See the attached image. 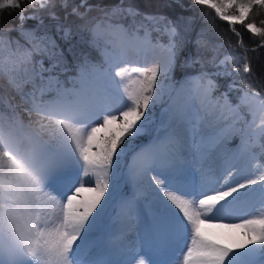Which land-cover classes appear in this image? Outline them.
Masks as SVG:
<instances>
[{
  "label": "snow or ice",
  "instance_id": "6c2138e0",
  "mask_svg": "<svg viewBox=\"0 0 264 264\" xmlns=\"http://www.w3.org/2000/svg\"><path fill=\"white\" fill-rule=\"evenodd\" d=\"M36 2L27 0L33 7ZM48 3L39 0V7ZM195 4L214 9L220 19L234 25L244 24L253 5L264 7V0H195ZM24 8L21 0H0V14H18L21 21ZM229 8L238 14L226 15ZM245 26L264 36V28L254 23ZM164 30L169 37L166 45H160L168 57L164 64L146 57L129 60L120 48L106 56L107 68L100 76L90 79L82 71L78 87L60 90L46 102L33 94L29 113L39 116V130L24 132L21 120L0 115V264H136L144 248L175 253L172 260L149 264H236L257 251L254 247L234 255L232 247L208 234L210 227L240 230L245 244L239 247L258 245L264 252V174L252 172L251 160L234 174L236 164L226 159L211 183L212 169L204 167L228 134L226 128H215L219 102L212 99L210 87L199 86L208 74L186 77L181 88L169 94L165 118L149 128L150 109L163 94V78L176 66V27L166 25ZM243 71H250L246 62ZM193 88L199 93L200 109L193 108ZM145 132L151 139L135 153L134 162L141 163L130 166L129 174L146 184L147 223L135 241L116 249V258H85L93 243L89 233L100 227L110 208L117 209L121 224L118 239L137 229L142 206L135 195L115 197L121 145ZM236 132L242 145L253 134L244 129ZM256 134L264 137V126ZM193 154L202 173L195 185L188 183L182 163ZM245 201L258 202L252 204L251 214L226 218ZM53 207L59 209L55 216L49 212Z\"/></svg>",
  "mask_w": 264,
  "mask_h": 264
},
{
  "label": "trees",
  "instance_id": "16d2710c",
  "mask_svg": "<svg viewBox=\"0 0 264 264\" xmlns=\"http://www.w3.org/2000/svg\"><path fill=\"white\" fill-rule=\"evenodd\" d=\"M21 2L25 4L23 21L18 14H0V115L19 119L23 125L30 118V132L39 130L40 119L35 112L29 113L33 94L39 101H46L56 97V91L48 86L52 80L57 87H74L78 69L91 74L96 67L107 68L108 48L93 34L100 17L139 34L148 31L153 41L164 43L169 40L165 26L174 25L179 41L176 66L166 80L180 82L203 72L213 79L215 96L239 104V92L252 90L264 98V36L245 29L247 23L264 28V7L259 5H253L244 24L233 25L220 19L213 9L195 4V0H49L44 8ZM32 16L35 18H28ZM22 27L30 29L31 38L22 33ZM211 40L217 42L219 50L211 48ZM225 55L232 58L225 59L223 71L218 62ZM245 62L249 72L243 71ZM40 65L44 66L42 77ZM148 135L126 138L121 145L120 179L133 152ZM258 154L264 163V154ZM129 190L128 185H122L115 198L127 197ZM116 214L117 209L110 208V228Z\"/></svg>",
  "mask_w": 264,
  "mask_h": 264
},
{
  "label": "rangeland",
  "instance_id": "374dc122",
  "mask_svg": "<svg viewBox=\"0 0 264 264\" xmlns=\"http://www.w3.org/2000/svg\"><path fill=\"white\" fill-rule=\"evenodd\" d=\"M244 1H247V0H243V2ZM36 6H39V0H37ZM225 14L233 15V14H238V12L236 11L235 8H229L225 10ZM245 29H247L246 26H245ZM21 31L26 37H30V38L32 37V32L30 31L29 28L22 27ZM131 31H133V29L125 30L122 27V25H120L119 23H112L108 19H103L102 17L97 19V22L95 23L93 27V34L96 37H98L100 40H102L108 48L107 56L111 54L114 50H119L120 48H123L126 53V58L132 61L143 60L146 57L148 61H158L161 64H164L167 62V58H168L167 53L163 50L162 47H160V45H166L167 43L161 44L158 42L157 43L151 42L148 39V37L150 36L148 31H144L141 34L137 33L135 30L133 32ZM147 41H150V43H146ZM210 46L211 48L212 47H217V49L219 48V45L217 44V42L213 40H211ZM226 58H232V57L229 55H225L223 58L221 57L218 62L221 68L224 69L223 71L226 70L225 63H221V61L225 62ZM39 67H40L39 72L41 75L42 74L41 72L43 71L44 66L40 65ZM82 71L85 74H87L89 78L91 79V78L100 76L105 70H101L100 68L96 67L91 74H88L86 70L78 69V74L75 77L76 85H74V87L79 86L77 81ZM191 77H196V76H191ZM52 78L55 79L54 76ZM209 80L212 82L211 85H209ZM183 82L184 80L180 82H176L173 79L166 80V77L163 78L164 90H163V94L161 95L160 102L157 104L155 109H150V111L152 112L151 124L149 125L150 129L153 125L158 124L161 121V119L165 118V109H167L169 105L171 104V100L169 99V94L174 95L175 91L181 88ZM213 85H214V81L210 77L199 81V86L201 88L210 87V95L212 99L214 101L219 102L218 113H217L219 118L215 124V128H226L228 129V134L223 138L221 143L217 145L215 149L212 150L211 154L208 156L207 160L204 162L205 168L210 167L212 169V173L209 175V182L213 183V181H215L216 174H218L221 165L226 159L232 160V162L235 163L237 166L236 169L246 168L248 166V161L251 160L252 172L256 175L264 174V163L260 161L258 157L259 152L260 154H264V145L262 146V143H261V140L264 139V137H261V136L259 137V135L256 134V133H259L260 128L264 126L262 125V119H261V118H264V98L261 95H259L256 91L243 90L238 94V98H237V101L238 102L240 101V103L231 104L229 100L226 99V97L215 96L213 94L212 92ZM48 86L50 88H53L56 91V96H57V92L60 90L72 89V87L66 88V89H63V87H57L55 85L54 80H52L51 84ZM190 94L193 95V99H192L193 108L200 109L201 105L199 101V93L195 90V88H193ZM55 98L56 97L51 98V99H45V100L49 101ZM221 113L223 115H221ZM29 122H30V118L27 120L26 124L23 125L24 132H30L28 130ZM236 129H244L245 132H248V131L253 132V135L246 137V140H247L246 145H242L241 135L239 134V132H236ZM145 133L149 134L147 139L141 142L138 145V149L135 152H133L132 160L128 162L126 169L122 173V178L120 179V184H119V187H121L124 184L128 185L130 192L127 195V197H131L135 195L138 205L142 206L137 229L128 232L122 239H118L121 233V224L118 221L117 214H116L113 221L111 220V223L113 224L112 228L107 226V218L109 214V211H108V213H106L105 216L102 218L100 222V227L89 233V240L93 241V243H91L88 246L87 256L85 258L106 259L102 256L104 249H106V252H108L109 259L116 258L113 255L116 249L121 245H127L130 242L135 241L137 239V234L141 230H143L144 225L147 223L145 211L147 208V201L149 199V195H148V191L146 188V184L138 183L129 174L130 166L139 167L141 163L139 160H136L134 162L133 157L135 153L140 149L142 145H146L151 139L150 132H145ZM139 137L140 136H138L137 138L139 139ZM231 149L234 150L233 151L234 153L235 152L239 153L237 158H234L232 157V155H230ZM182 163L188 170V176H187L188 183L193 184V185L198 184L201 181V177H202L201 165L198 161V158H194V154H193V155L187 156L182 161ZM233 169L235 170V168ZM233 169L232 171H234ZM120 175L121 173H119V176ZM221 183H223V181H221ZM254 187H258V186H254ZM118 195H121V194H118ZM254 203H258V202H252V203L249 201L243 202L240 208L228 214L226 218L229 220H236V219L241 218L245 214H251V211L253 210L252 204ZM241 208L245 210H240ZM49 212L52 213L53 216H55V214L59 212V209L53 207L49 209ZM106 226L108 227L107 229H106ZM110 232H112L113 234H110ZM207 232L208 234L214 237H219L220 242L222 244L232 247L234 255H238L240 253H247L250 248H254V247L257 248L256 252L244 257L243 260H237L236 264H264L263 252L259 251L260 246L245 245V247L243 248L239 247V245L245 244V238L241 235L240 230H228V229H223V228L210 227L207 229ZM147 251H150L151 255L147 257L144 251L142 250L141 254L138 255L136 258V264H140L141 260H144V264H149V261L172 260L174 259V256H175V253H164V252H159V251H151L149 249H147ZM178 251L179 250L177 249V252Z\"/></svg>",
  "mask_w": 264,
  "mask_h": 264
},
{
  "label": "bare ground",
  "instance_id": "6f19581e",
  "mask_svg": "<svg viewBox=\"0 0 264 264\" xmlns=\"http://www.w3.org/2000/svg\"><path fill=\"white\" fill-rule=\"evenodd\" d=\"M144 50V49H143ZM148 50V49H147ZM151 50V49H150ZM150 53V52H149ZM157 53V52H156ZM143 55V54H142ZM151 55V54H150ZM144 56V55H143ZM162 56V55H161ZM159 57V56H158ZM159 60V59H158ZM225 107V106H224ZM222 110V109H221ZM223 115V114H222ZM262 119V118H261ZM254 131V130H253ZM222 149V148H221ZM219 151V150H218ZM224 151V150H223ZM216 154V153H215ZM220 154V153H219ZM223 155V154H222ZM228 156V155H227ZM227 156H226V158H227ZM237 161V160H236ZM213 162V161H212ZM209 163V162H208ZM207 163V164H208ZM212 164V163H211ZM211 166V165H210ZM237 167V166H236ZM238 167H239V165H238ZM234 170V169H233ZM235 170H237L236 168H235ZM235 170L233 171V173H235ZM243 203V202H242ZM252 203V202H251ZM250 205V204H249Z\"/></svg>",
  "mask_w": 264,
  "mask_h": 264
},
{
  "label": "clouds",
  "instance_id": "9594fccd",
  "mask_svg": "<svg viewBox=\"0 0 264 264\" xmlns=\"http://www.w3.org/2000/svg\"><path fill=\"white\" fill-rule=\"evenodd\" d=\"M45 142H50L49 138L47 137V139H45Z\"/></svg>",
  "mask_w": 264,
  "mask_h": 264
},
{
  "label": "water",
  "instance_id": "95a60500",
  "mask_svg": "<svg viewBox=\"0 0 264 264\" xmlns=\"http://www.w3.org/2000/svg\"><path fill=\"white\" fill-rule=\"evenodd\" d=\"M81 3H83V2L81 1Z\"/></svg>",
  "mask_w": 264,
  "mask_h": 264
}]
</instances>
